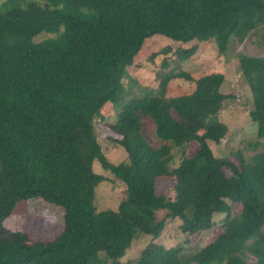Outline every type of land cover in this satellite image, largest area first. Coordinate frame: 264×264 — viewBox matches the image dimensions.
I'll list each match as a JSON object with an SVG mask.
<instances>
[{"label":"trees","instance_id":"trees-1","mask_svg":"<svg viewBox=\"0 0 264 264\" xmlns=\"http://www.w3.org/2000/svg\"><path fill=\"white\" fill-rule=\"evenodd\" d=\"M45 1L47 7H21L8 0L0 11V229L14 201L39 200L62 209L63 231L49 242L0 239V264H247V255L264 264V150L238 156L235 165L209 146L220 141L217 116L231 98L221 91L222 74L168 75L156 91L123 104L110 126L123 163L104 157L94 128L95 120L104 122L101 111L117 104L146 39L213 41L224 55L232 39L264 26V0ZM42 32L54 37L34 43ZM195 46L177 48V59L188 60ZM238 67L252 96L249 119L264 140V45L261 57H241ZM174 79L194 83L193 91L165 98ZM146 123L157 146L144 136ZM191 143L195 154L174 166L173 151ZM94 161L126 189L115 211L93 206L107 179L93 171ZM164 178L172 181L171 196L156 193ZM231 205L241 207L234 217ZM214 215L226 216L222 232L190 257L172 242L158 244L167 222L191 236L215 226ZM139 237L150 242L134 261H123Z\"/></svg>","mask_w":264,"mask_h":264},{"label":"rangeland","instance_id":"rangeland-1","mask_svg":"<svg viewBox=\"0 0 264 264\" xmlns=\"http://www.w3.org/2000/svg\"><path fill=\"white\" fill-rule=\"evenodd\" d=\"M8 0H0V11ZM21 7L27 3H35L41 7H47L45 0H17ZM54 35L42 32L32 40L34 43L53 38ZM264 39V26L247 33L239 42L232 39L224 55L220 54L213 41L205 43L182 44L174 42L166 37L154 35L146 39L139 54L135 57L133 65L126 69L121 81V92L116 105L105 107L101 114L103 121L95 120V134L104 157L112 164L117 165L126 161L125 151L117 144L119 136L110 128L115 122L116 112L127 101L136 95L151 93L157 90L160 80L168 75L179 72L187 73L194 80L203 75L220 73L224 77L221 91L231 95L223 110L219 112L217 120L224 129L218 144H209L212 153L217 158L228 160L238 165L237 158H249L255 153L264 150V140L257 137V126L249 119L252 107V96L239 73V59L241 57H261ZM195 46V53L188 60L180 62L175 54L177 48H189ZM165 47L169 48L167 54H157L151 59V54L157 53ZM170 59L168 67L161 68L163 59ZM194 89V83L183 79H174L167 84L165 98L171 99L190 94ZM144 136L153 146L158 145V139L154 135V129L150 123L144 126ZM197 150L196 143H191L184 150L173 151V165L176 166L182 157H191ZM93 171L106 177L95 189L93 206L96 212L115 211L118 205L127 198L126 189L116 181L113 176L101 169L94 161ZM226 176L229 170H224ZM172 181L168 178L158 180L156 193L171 196ZM239 205H231L230 217L240 212ZM62 209L42 202L31 200H17L12 204L10 214L4 219L0 229V239L8 240L16 237V234L26 235L28 243L40 241L49 242L55 239L63 231ZM158 219L162 214L156 216ZM225 215H214L212 222L215 226L208 231L198 232L191 236L181 234L174 224L167 222L166 230L158 241V244L169 247L181 248V257L186 258L211 243L222 232ZM150 240L139 237L133 242L123 261H134L137 253L143 249ZM253 258L246 257V263H253Z\"/></svg>","mask_w":264,"mask_h":264}]
</instances>
